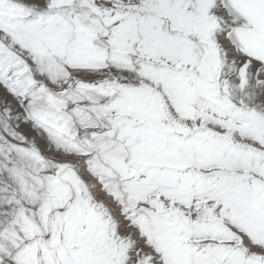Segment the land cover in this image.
I'll return each instance as SVG.
<instances>
[{
	"label": "snow or ice",
	"instance_id": "obj_1",
	"mask_svg": "<svg viewBox=\"0 0 264 264\" xmlns=\"http://www.w3.org/2000/svg\"><path fill=\"white\" fill-rule=\"evenodd\" d=\"M0 264H264V0H0Z\"/></svg>",
	"mask_w": 264,
	"mask_h": 264
}]
</instances>
